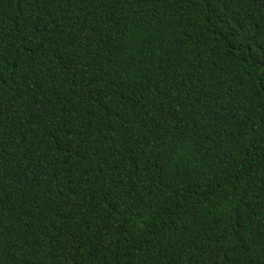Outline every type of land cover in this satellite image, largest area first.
<instances>
[{
  "label": "trees",
  "instance_id": "trees-1",
  "mask_svg": "<svg viewBox=\"0 0 264 264\" xmlns=\"http://www.w3.org/2000/svg\"><path fill=\"white\" fill-rule=\"evenodd\" d=\"M0 264H264V0H0Z\"/></svg>",
  "mask_w": 264,
  "mask_h": 264
}]
</instances>
